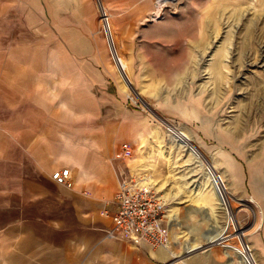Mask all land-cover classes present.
I'll return each mask as SVG.
<instances>
[{"label":"rangeland","instance_id":"1","mask_svg":"<svg viewBox=\"0 0 264 264\" xmlns=\"http://www.w3.org/2000/svg\"><path fill=\"white\" fill-rule=\"evenodd\" d=\"M99 108L118 113L131 175L163 185L171 262L243 264L217 245L227 230L224 245L264 264V0H0L2 184L17 126L73 124ZM32 233L33 252L105 264L104 251L91 261L90 246L41 226L19 228L1 252L20 253Z\"/></svg>","mask_w":264,"mask_h":264},{"label":"crops","instance_id":"2","mask_svg":"<svg viewBox=\"0 0 264 264\" xmlns=\"http://www.w3.org/2000/svg\"><path fill=\"white\" fill-rule=\"evenodd\" d=\"M111 113L104 108L88 109L77 114L78 121L73 124L23 122L11 132L7 157L11 166L8 173L4 172V184L0 170V230H6L3 245L0 238V264H49L45 262L50 260L49 254L63 259L64 263L58 260L57 264H78L83 259L76 252L66 255L62 249L33 252L39 244L34 233L18 243L20 253L1 252L12 244L19 228L39 226L58 234L70 232L74 245L90 246L91 261L95 260L94 253L104 251L105 264L184 263L171 262L175 253L169 248H136L105 234L112 225L105 213L108 203L120 180L131 175L128 158L121 150L122 124L113 123L111 116L118 113ZM6 142L0 137V150ZM61 168L70 170L69 186L58 185L51 178Z\"/></svg>","mask_w":264,"mask_h":264},{"label":"built area","instance_id":"3","mask_svg":"<svg viewBox=\"0 0 264 264\" xmlns=\"http://www.w3.org/2000/svg\"><path fill=\"white\" fill-rule=\"evenodd\" d=\"M121 150L126 158L132 155V148L127 144H122ZM69 176V168H61L55 170L51 178L58 185L69 186ZM105 213L112 221L111 227L105 230L108 238L142 249L169 248V228L172 221L167 214L166 200L151 187L145 186L143 179L133 175L123 177ZM226 231L217 245L237 252L239 257H243V264H256L248 246L235 248L224 245Z\"/></svg>","mask_w":264,"mask_h":264},{"label":"bare ground","instance_id":"4","mask_svg":"<svg viewBox=\"0 0 264 264\" xmlns=\"http://www.w3.org/2000/svg\"><path fill=\"white\" fill-rule=\"evenodd\" d=\"M98 6H99V8L101 7V5L99 4V2H98ZM153 15V18H157L158 17V14H156V15H154V14H152ZM105 34L107 35V37H108V40H109V42L111 41V43H110V50H111V53H112V57H113V61L114 62H118L119 63V60H118V57H117V55L115 54V50H114V45H113V41H112V39H111V35H110V32H109V29H108V26H107V28H105ZM110 37V38H109ZM118 65V64H117ZM119 65H120V63H119ZM120 67V66H119ZM120 69V71H122L123 69L122 68H119ZM119 71V70H118ZM123 72V71H122ZM126 72V71H125ZM122 78L124 79L123 80V87L120 89L122 92H124V90H128L129 91V84H131V81H130V78H129V76L127 75V73H124L123 72V75H122ZM125 91V92H126ZM130 92V91H129ZM191 148H192V150H193V152H195L197 155H200V154H198L197 152H196V150L191 146ZM201 157V155L199 156V158ZM203 158L201 157V163H203L204 164V162H203V160H202ZM204 165H206V164H204ZM211 167V166H210ZM210 174H212L211 176H216V174L212 171V168H210ZM209 172V171H208ZM215 175H214V174ZM143 184L145 185V186H147V187H151V188H156V190L158 191V193H161V189H162V187H163V185H159V184H157V183H155V182H153V181H151V183L149 184V182H148V184H147V180H146V178H144L143 179ZM216 188H218V187H216ZM155 190V189H154ZM155 190V191H156ZM219 190V189H218ZM156 191V192H157ZM220 191V190H219ZM218 192V191H217ZM165 196H166V194H164ZM162 197L164 198V196L162 195ZM223 197V196H222ZM223 201L224 202H226L225 201V199L223 198ZM223 204V203H222ZM226 204V203H225ZM169 217V216H168ZM170 218V217H169ZM170 220H171V218H170ZM171 221H173V220H171ZM171 225L170 226H173V224L172 223H170ZM170 229L171 228H169V232H170ZM170 236V235H169ZM173 237V239H171V236H170V238H169V240H170V242H171V244L172 243H174V236H172ZM220 241V240H219ZM218 241V242H219ZM217 242V243H218ZM240 259H241V261H242V263H243V257H240Z\"/></svg>","mask_w":264,"mask_h":264},{"label":"water","instance_id":"5","mask_svg":"<svg viewBox=\"0 0 264 264\" xmlns=\"http://www.w3.org/2000/svg\"><path fill=\"white\" fill-rule=\"evenodd\" d=\"M203 161H204V159H202ZM204 164H206L205 166H206V168H207V170L209 171V172H211L210 171V165L206 162V161H204ZM214 174V173H213ZM212 175V174H211ZM215 175V174H214ZM217 191H218V194H219V198H220V203L222 204L223 203V206L225 207V209L227 208V206H226V204H225V202L223 201V197H222V195H221V193H220V191L218 190V188H217ZM228 209H226V211H227Z\"/></svg>","mask_w":264,"mask_h":264}]
</instances>
